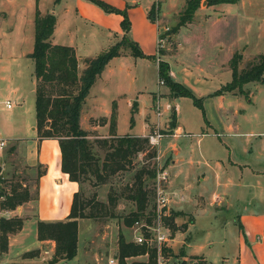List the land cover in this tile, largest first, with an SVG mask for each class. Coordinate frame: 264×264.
<instances>
[{
	"label": "rangeland",
	"instance_id": "rangeland-1",
	"mask_svg": "<svg viewBox=\"0 0 264 264\" xmlns=\"http://www.w3.org/2000/svg\"><path fill=\"white\" fill-rule=\"evenodd\" d=\"M135 1L139 2L138 5L126 7L124 4L131 3L125 2V0H78L77 2L75 0H59L60 8L70 11V15L64 17L60 13L55 26L57 29L56 40L75 48L79 65L82 58L94 57L108 48L113 43L114 34L116 35L115 41H119L125 36L128 41L139 49L142 53V56L139 57L130 55L131 47L124 48L126 57H111L95 77L94 83L88 89V95L93 96L96 107L100 112L109 111L112 106L114 107L116 127L119 132L141 134L145 130L144 120L147 119V106L151 105V93L158 88H162L163 83H158L155 65L147 61L157 58V41L148 28V24L151 22L147 19L149 23H143L139 17L138 7H143L141 2L144 0ZM181 1L183 0H155L153 5L154 21L159 26L163 38V44L159 49L170 51L179 46L178 49L180 50L175 59L170 58L167 60L168 68L172 71L180 68L188 69L191 75L193 74L199 80L219 82L229 80L230 73L224 63L235 49V47L233 49V45L246 41L248 38L244 37L241 30L236 35L232 32L236 27L231 17H228L226 21L215 20L214 18L221 12L220 10H228V13H231L234 7L208 5L205 10L208 17L206 16L202 25L179 31L178 45L176 40L172 38L175 31L173 29L178 18L176 13L171 12L180 5ZM202 1L204 2L203 5L206 6V0ZM34 2H38V5L46 4L44 6H48L52 0H0V134L5 139V145L0 149V189L8 191L10 186H18L20 191L24 188L28 191L29 199L22 203L30 209V212L25 213L26 216L32 215L31 209L34 207L37 187L36 175L41 170L35 163L34 154L30 156V148L23 146L25 140L30 139L31 133H33L31 128L34 125V85L31 84V92L29 93L27 84L30 80L33 81V62L29 57V53L33 45ZM128 8L132 10L129 12ZM1 9L6 12L5 16L1 14ZM58 9L57 6L53 7L55 13L58 12ZM73 9H75V14L72 13ZM159 11L166 13V18L162 17L164 20L160 18ZM124 16L128 21L126 32L123 31L120 24ZM255 46L251 42L250 46L244 49L238 64L239 68L249 61L255 60L258 55L257 52L264 50L263 43ZM24 52H29L27 58L23 56ZM82 63L84 64V61ZM80 70L81 68L77 71L80 72ZM19 83L27 84L25 86L24 101L22 103L16 101V104L10 109L4 108L1 101L9 95L10 88ZM185 84V88L190 92L193 90L204 94L200 96V110H202V100L211 97L215 91L204 93L209 90L205 84L194 86L187 79ZM256 85L253 82L242 85V89L253 91V95L250 97L251 102H246L243 96L239 97V100L244 104H249L244 107L246 112L250 110H262L264 112V86ZM168 95L172 96L170 93ZM161 96L159 93L153 94L152 112L150 111L149 114V122L159 126L166 116L162 112L161 106L160 113L155 114L158 104L156 101ZM193 96L196 97V95ZM128 101L135 103L132 104L131 109L127 105ZM175 101L179 106V117L182 120L189 122L193 112L200 116V110L194 104L192 98L181 96ZM87 104L83 105L82 113L86 112ZM160 104L163 108L164 102L160 101ZM134 106H136L135 111L132 110ZM79 120H81V117ZM13 129H17V133L21 137V140L15 143L9 138L13 134L11 133V131H14ZM153 131L159 134L157 143L155 145L151 144L155 148L154 157L144 158L143 154L138 152L132 158L127 170L117 172L104 183L96 184L92 182L93 178L81 180L79 198L91 200L90 205L97 201L106 206L107 195L112 196L113 193L119 192L121 195L114 201L112 208L111 206L107 208L115 216L78 218L77 259L68 260L62 264H109V259L116 258L118 233L125 240L133 241V236L137 232L136 229L133 226L123 225L121 221V216L134 209V203L124 197L131 176L136 169L142 165H147L148 167H154L155 174L161 169L166 171L167 177L159 183L160 187L164 189L168 180V171L163 165L157 147L159 139L167 136L169 132L157 128L155 125ZM124 135L126 134L116 136ZM155 174L152 179L146 180L149 189L153 190V197L149 203L150 209L155 206ZM241 190L245 194L249 191L248 188ZM92 206L94 207L93 204ZM165 210L167 209L165 208ZM197 218L198 220L190 228V231L193 240H198L197 242L201 243L211 242L210 246L205 245L206 249H209L208 263L230 264V256L234 253L237 243V226L226 223L223 227L221 223L225 218H230L229 215L215 214L212 209H210V212L198 213ZM209 218L211 219L210 223H208ZM152 219L153 216L150 217V222ZM140 222H144V219ZM208 227L211 228L206 232ZM178 228L179 231L172 234L170 231L169 234L167 232L168 239L171 236L173 238L170 242L168 241L173 245V249L171 248L172 253L177 254L181 251V248L177 246L178 243H175L174 240L189 239L188 232L186 233L181 226H178ZM31 229L33 230V227ZM31 229L30 231L27 228L23 230L25 243L33 239L34 234ZM207 234L208 236H206ZM146 258V255L142 254L126 258L123 261L124 264H143L146 262ZM115 260L113 264H119L117 259ZM171 262H173L172 259H166V264Z\"/></svg>",
	"mask_w": 264,
	"mask_h": 264
},
{
	"label": "crops",
	"instance_id": "crops-1",
	"mask_svg": "<svg viewBox=\"0 0 264 264\" xmlns=\"http://www.w3.org/2000/svg\"><path fill=\"white\" fill-rule=\"evenodd\" d=\"M77 1L75 0V2ZM185 1H181L180 5L171 12L176 13L177 18L184 8ZM125 2L131 3L128 5L124 4L126 7L138 5L139 3L135 0H125ZM50 3L48 6H44L46 4L38 5V2H34L33 17L35 10L41 15L52 13L56 23L60 13L64 17L68 14L70 15V11L60 8L59 0H52ZM141 3L143 7H138L139 17L143 23H149L146 16L147 10L155 3V0H144ZM203 3L200 0L199 6L194 10L191 20L179 26L173 32L172 38L176 40L178 45L179 31L181 29L187 30L200 26L206 19V16L208 17V14L205 12L208 5L205 6ZM213 5L234 7L231 13H228V10H220L221 12L214 19L226 21L228 17H231L236 27L232 32L236 35L241 30L244 37L250 39L234 44L233 49L234 47L235 49L231 55L234 52L243 54L244 49L250 46L251 42H253L254 46L262 43L264 45V0H234L231 3ZM54 6L59 7L57 13L53 11ZM158 9L157 6V11ZM1 10L3 12L1 14L5 16L6 12L3 9ZM131 10V8H128L129 12ZM72 13L75 14V9H73ZM159 16L164 20L163 18H166L167 15L165 12L159 11ZM148 28L156 40L160 32L159 26L154 21L148 24ZM56 31L57 29L54 24L49 38L50 42L70 46L56 40ZM115 38L116 35L114 34L113 43L115 42ZM70 47L74 50L77 70L79 68L82 69L84 67L82 61L92 57L82 58L79 65L75 48ZM178 47L170 51L159 49L157 51V58L147 60L155 65L156 76L157 61H165L168 65L167 60L170 58L175 59L179 55L180 50ZM28 53L24 52L23 56L26 57ZM123 56L126 57V53L117 57ZM230 57L224 63L228 70ZM168 73L172 80L180 83L182 86L186 85V79L194 86L205 84L209 90H206L204 93L216 91L230 80V74L229 80L223 82L199 80L193 74L191 75L188 69L183 68L175 71L168 68ZM253 83L257 84L256 86H264V82L262 84L258 82ZM27 84L29 87L28 92L30 93L31 84L34 85V82L30 80ZM27 84L19 83L10 88L9 95L1 101V104L3 105L5 100L11 102V107L16 104V101L22 103ZM242 90L244 94L236 91L212 94L211 97L209 96L202 100V110H200V96L204 94L193 90L191 93L188 90L192 96L196 95V97L193 96L194 98L199 100L197 107L200 110V116H197L193 112L190 121L186 122L179 117V106L175 101L178 97L169 96L168 88L163 84L162 88H158L151 93V105L153 104V94H161L162 96L157 101L166 116L160 126L150 123L149 114L150 111L152 112V109L151 105L147 106V119L144 120L145 130L141 134L119 132L116 127V112L113 106L109 111L100 112L98 107H96L92 95H88L87 93L84 98L82 107L85 103H88V108H86V112L82 113L81 107L79 125L90 135L97 134V137L105 138L111 136L110 133L112 132L109 131L108 118L112 108L115 113L113 132L115 136L122 134L145 136L153 130L154 125L169 132L167 136L159 139L157 147L163 165H165L168 171V180L163 189L168 198L166 214H173L174 232L179 231L178 226H181L189 235L188 240H174L175 243H178L177 246L181 248L178 254L172 253L173 245L169 243L173 240L172 236L167 239L165 245L171 252L166 256V259H172L173 262L170 264H195L196 257L200 258L204 264H209L207 258L209 256V249H206L205 245L210 246L211 242L201 243L197 242L198 240H193L190 228L198 220V213L210 212V209L215 214L223 213L229 215L230 218H225L222 221L223 227L226 223L231 224V226H237V243L234 253L230 256V264H264V112L262 110H250L246 112L244 107L249 104H244L239 100V97L243 96L246 102H251L250 97H252L253 91L249 89ZM160 101L164 102L163 108ZM168 101L170 104L175 105V109L165 110L164 105ZM132 104L135 103L127 102L130 109ZM194 104L196 105L197 103L194 102ZM133 108L132 110L135 111L136 106ZM83 121L84 124L82 125ZM13 130V132L11 131L13 134L9 138L15 143L16 141H20L21 137L17 133V129ZM31 130L33 133H31L28 141L25 140L26 142L23 143V146L25 145L30 148V156L34 154L35 163L41 169L36 175L37 187L34 207L31 209L32 215L28 216L25 213L30 212V209L24 204L18 205L13 210L0 211V216L10 217L17 215L23 218L20 230L8 236L7 250L5 253L0 254V264H9L11 262L62 264L68 260H76L78 256L77 247L76 254L71 259L50 261L54 249L53 241H39L36 239L35 226L37 220H64L66 218L70 209L72 194L77 191L78 184L75 181H70L67 178V174L60 170V155L57 141L51 138L39 140L37 139L34 125ZM0 137L5 141L1 134ZM194 139L196 140L193 141ZM243 188H248L247 194L241 190ZM210 221L211 219L209 218L208 223ZM78 225L77 219V229ZM31 227H33V230ZM24 228L33 231L34 236L32 235L33 239L30 242L25 243L23 240ZM210 228L208 227L206 232ZM166 230L169 234L168 228ZM33 249L38 250L37 256L21 258L22 253Z\"/></svg>",
	"mask_w": 264,
	"mask_h": 264
},
{
	"label": "trees",
	"instance_id": "trees-1",
	"mask_svg": "<svg viewBox=\"0 0 264 264\" xmlns=\"http://www.w3.org/2000/svg\"><path fill=\"white\" fill-rule=\"evenodd\" d=\"M234 0H206L207 5L218 3H231ZM200 0H186L184 8L178 16L174 26L189 22L194 10L199 6ZM154 5V4H153ZM153 5L147 10V19L154 22ZM55 24L52 13L39 14L37 10L33 17V45L29 57L33 62L34 81V128L37 139H55L59 148L60 170L67 174L70 181L78 184V189L72 194L70 209L64 220H37L36 239L51 240L54 243L53 254L50 261L59 259H71L76 254L77 247V219L96 218L98 216H115L109 212L108 206L113 207L114 201L121 193H113L106 197V206L91 200L79 198L80 184L82 179H92L94 183L106 182L119 171L129 168L132 158L142 153L144 158L155 156V148L147 141L146 136H114L115 113L111 109L108 118L110 137H97L90 135L79 125V116L82 103L88 93V89L95 77L103 68L105 63L115 56L124 55V48L131 47L130 55L142 56L139 49L123 36L108 48L92 58L84 60V67L77 71L74 50L70 46L53 44L50 36ZM124 32L128 30V21L124 16L121 20ZM159 51V49H158ZM242 56L234 52L229 61V82L222 85L213 94L227 91H236L244 94L242 85L248 82H264V52L258 54L255 60L249 61L241 68L238 67ZM157 76L162 79L173 97H190L199 105V100L180 83L171 79L168 73V65L165 61H157ZM96 136V137H90ZM91 138V139H89ZM155 174L154 167L142 165L136 169L128 182L125 198L134 203V209L126 215L121 216L125 226H131L134 221L144 219L150 223L153 209L149 203L153 197V190L149 189L146 180L152 179ZM28 191L24 188L10 186L8 191L0 189V211L15 209L18 205L28 201ZM86 200V201H85ZM153 207V206H152ZM103 209V210H102ZM86 210V211H85ZM102 211V212H101ZM23 218L18 216H0V254L7 250L8 236L21 228ZM163 225L172 234L175 230L173 214H165L161 217ZM170 249L161 246L164 257L170 254ZM38 250L33 249L21 254V258L37 256ZM146 253V262L143 264H154V249L144 244H137L132 240H125L118 233L116 259L119 264H124V259ZM195 264H204L196 257ZM9 264H25L11 262Z\"/></svg>",
	"mask_w": 264,
	"mask_h": 264
},
{
	"label": "built area",
	"instance_id": "built-area-1",
	"mask_svg": "<svg viewBox=\"0 0 264 264\" xmlns=\"http://www.w3.org/2000/svg\"><path fill=\"white\" fill-rule=\"evenodd\" d=\"M157 51L159 47L163 44V38L161 36V32L157 35L156 39ZM158 83L162 84V79H158ZM158 103V101H156ZM5 108L11 107V102L5 100L3 102ZM165 110H170L171 108L175 109V105L167 102L164 105ZM160 113V105L157 104L155 114L158 115ZM147 137L148 143L155 145L157 143V138L159 134L155 131H151L149 134L145 135ZM5 145V141L0 137V149ZM167 177V173L165 170L161 169L155 174V206L153 209V219L150 223L134 221L131 226L136 229V233L133 236V241L137 244H144L146 247H151L154 249V264H166V257H164L161 253V246L165 245V242L168 239L167 230L162 223L161 217L166 214V206H167V195L165 194L162 187L159 186L161 181H164ZM146 255V253L144 254ZM114 259H109V264H113L115 262Z\"/></svg>",
	"mask_w": 264,
	"mask_h": 264
}]
</instances>
